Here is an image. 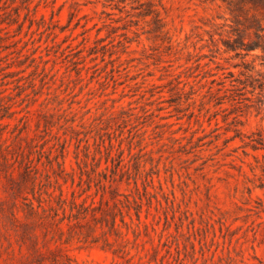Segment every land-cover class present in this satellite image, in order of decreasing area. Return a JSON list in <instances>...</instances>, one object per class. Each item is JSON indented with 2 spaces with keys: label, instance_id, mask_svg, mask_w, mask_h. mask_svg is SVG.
Returning <instances> with one entry per match:
<instances>
[{
  "label": "rangeland",
  "instance_id": "1",
  "mask_svg": "<svg viewBox=\"0 0 264 264\" xmlns=\"http://www.w3.org/2000/svg\"><path fill=\"white\" fill-rule=\"evenodd\" d=\"M0 152V264H128L55 215L98 181L129 264H264V0H1Z\"/></svg>",
  "mask_w": 264,
  "mask_h": 264
},
{
  "label": "trees",
  "instance_id": "2",
  "mask_svg": "<svg viewBox=\"0 0 264 264\" xmlns=\"http://www.w3.org/2000/svg\"><path fill=\"white\" fill-rule=\"evenodd\" d=\"M1 2V0H0ZM149 15L148 12H146ZM201 138L197 139V143L192 146L193 148L200 147L199 142L201 141ZM209 143H212V141H209ZM61 152V156H63ZM0 155L2 156V159L4 160V163H7V158L5 155H3L0 152ZM122 160H119L118 166H120ZM58 167L61 168V164H58ZM33 168L29 164L25 165V191H29V193L32 195V198L37 201V206L33 205L32 200H30L25 195V211L28 216L38 214V209L40 208L43 213L46 212V209L42 207V193H45L49 198L51 197L52 193H49L47 190L42 191V187L49 186L50 184V177L48 174L44 175L45 183L39 182L38 184H35L36 181V171H34V174L32 175ZM63 172V170H61ZM104 175V179L106 180V175ZM64 183H66V179L63 180ZM72 184L74 183L73 179L71 180ZM114 181V180H113ZM101 181L97 182L98 187L102 189L103 193L100 196V200L97 205H94L93 203L86 205L85 200L81 202H76L74 198L75 192H71V199H68L67 196L64 194L63 190L61 189V186L58 184V195L56 196L55 201V208L54 212L55 215H57V212L60 210L62 213V217L59 219V223H62L66 221V232L68 234V238L65 241H68L69 239H72V237L76 236L77 238L82 237L84 241H86L89 237V231H94L97 227L101 230L100 236L103 241V248L108 247L107 249L111 250L113 255H116L122 259H125L126 263H130L132 260V257L129 256V253L123 250V247L121 246L122 242H128L127 238H124L126 234H123L120 231V228L116 227L115 218L117 215L120 216V221L125 227V229L128 231V229L131 230L132 234L134 235V240L136 239L138 235V226L140 224L139 218H140V209L141 204L138 203L134 198L132 201L129 200L128 195L125 194H119L113 187L112 184H101ZM57 183V182H56ZM134 184L136 187V180H134ZM38 186V187H37ZM89 187V186H88ZM145 188V187H144ZM109 190V198L104 199V193ZM27 193V192H25ZM120 196L123 197V199L120 198ZM68 207V213L65 212V207ZM134 210V216L136 220L138 221L137 225L132 226L127 224L124 221V213L131 219L130 215V209ZM50 209H52L50 207ZM132 224V223H131ZM142 225L147 228V224L142 223ZM82 228H85V232H82ZM60 233L63 234L64 231L60 228ZM88 231V232H86ZM107 234H113L116 238L114 242L118 244L119 248L112 249V243L108 241L106 238ZM118 239L121 240V242H118ZM92 243L98 242L97 237L91 238ZM122 247V248H121Z\"/></svg>",
  "mask_w": 264,
  "mask_h": 264
}]
</instances>
